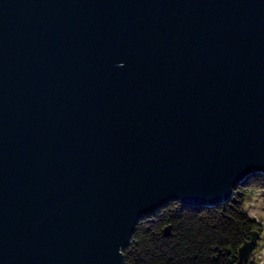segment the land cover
Instances as JSON below:
<instances>
[{
  "label": "water",
  "instance_id": "1",
  "mask_svg": "<svg viewBox=\"0 0 264 264\" xmlns=\"http://www.w3.org/2000/svg\"><path fill=\"white\" fill-rule=\"evenodd\" d=\"M253 173L264 0H0V264H125L142 219Z\"/></svg>",
  "mask_w": 264,
  "mask_h": 264
},
{
  "label": "trees",
  "instance_id": "2",
  "mask_svg": "<svg viewBox=\"0 0 264 264\" xmlns=\"http://www.w3.org/2000/svg\"><path fill=\"white\" fill-rule=\"evenodd\" d=\"M254 193L264 196V175L253 173L216 206L169 203L137 224L125 264H245L238 250L253 231H261L244 207Z\"/></svg>",
  "mask_w": 264,
  "mask_h": 264
},
{
  "label": "rangeland",
  "instance_id": "3",
  "mask_svg": "<svg viewBox=\"0 0 264 264\" xmlns=\"http://www.w3.org/2000/svg\"><path fill=\"white\" fill-rule=\"evenodd\" d=\"M250 216L261 223V238L249 264H264V196L262 193L250 194L244 205Z\"/></svg>",
  "mask_w": 264,
  "mask_h": 264
}]
</instances>
